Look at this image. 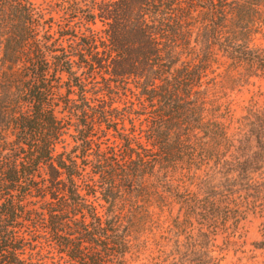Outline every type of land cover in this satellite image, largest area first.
<instances>
[{
	"label": "trees",
	"instance_id": "16d2710c",
	"mask_svg": "<svg viewBox=\"0 0 264 264\" xmlns=\"http://www.w3.org/2000/svg\"><path fill=\"white\" fill-rule=\"evenodd\" d=\"M263 34L264 0H0V264H222L248 215L264 236V103L230 129L225 95L264 81Z\"/></svg>",
	"mask_w": 264,
	"mask_h": 264
},
{
	"label": "rangeland",
	"instance_id": "374dc122",
	"mask_svg": "<svg viewBox=\"0 0 264 264\" xmlns=\"http://www.w3.org/2000/svg\"><path fill=\"white\" fill-rule=\"evenodd\" d=\"M255 44L264 49V34L260 36ZM228 101L232 113V121L229 125L230 129L235 127L236 118L243 113V107L253 100L264 103V81L254 79L252 84L245 88L232 93L227 92ZM259 218L248 215L247 218L240 223V231L238 234L237 246H231L225 255L222 264L244 263V264H264V246L256 247L255 242L264 240V236L259 230ZM223 237L218 236L217 243L222 245Z\"/></svg>",
	"mask_w": 264,
	"mask_h": 264
}]
</instances>
